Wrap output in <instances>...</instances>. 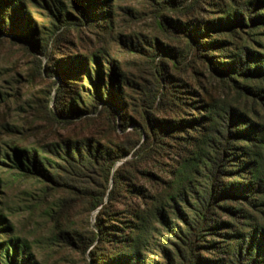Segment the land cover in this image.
Here are the masks:
<instances>
[{"label": "rangeland", "instance_id": "1", "mask_svg": "<svg viewBox=\"0 0 264 264\" xmlns=\"http://www.w3.org/2000/svg\"><path fill=\"white\" fill-rule=\"evenodd\" d=\"M56 1L64 8V15L74 18L69 23L50 17L49 9ZM73 1L4 0L0 7V216L5 220L3 227H8L0 236L3 240L11 235L24 240L37 264H108L118 251L130 250H137L140 264H160L157 234L144 244L137 242L140 212L150 208L152 200L162 193L161 179H168L174 162L186 157L185 141L193 133L182 130L175 140L166 137L158 149L144 146L138 136L140 127L147 119L164 126L189 120L196 114L193 108L212 98L232 102L247 112L248 106L234 94L230 83L221 82L215 69L196 57L185 38L157 27L146 0H77L85 16L73 11ZM222 1L229 5L232 0ZM16 3L20 8L13 16L11 7ZM166 16L185 20L174 13ZM254 34L241 35L239 42L230 41L233 47L246 41L256 50L258 43L252 42L264 46V27ZM167 46L177 50L176 59L161 53ZM154 48H159L160 55L153 59ZM210 55L222 61L223 55L215 51ZM35 58L42 68L58 67L60 75L38 73ZM156 70L169 80L170 89L143 113L142 96L155 94L159 86ZM57 90L62 91L65 111L77 109L87 114L80 119L56 117L52 101ZM109 98L116 113L114 123L100 112L90 113L94 101H99L100 109ZM123 124L127 128L121 132L118 126ZM67 142H88L107 150L114 161L110 176L126 164L122 168L127 177L123 190L130 194L103 217L108 234L114 237L103 243L94 239L98 210L90 212L88 201L48 179L22 176L6 159L12 158L11 149L17 147L36 150L40 158L53 164L59 162L55 154ZM115 152L126 156L116 159ZM134 189H141L142 195H135ZM165 208L167 220L175 222L171 209ZM241 209L249 217L235 225L239 233L254 220L264 224V217L248 206ZM157 230L161 231L158 226ZM217 242L222 240H213ZM201 257L206 264H228L229 260L212 252Z\"/></svg>", "mask_w": 264, "mask_h": 264}, {"label": "trees", "instance_id": "2", "mask_svg": "<svg viewBox=\"0 0 264 264\" xmlns=\"http://www.w3.org/2000/svg\"><path fill=\"white\" fill-rule=\"evenodd\" d=\"M146 1L157 27L185 38L196 57L206 61L211 70L215 69L220 81L230 83L234 94L246 101L248 112L232 102L212 98L193 108L197 111L189 120H176L164 126L147 119L140 127L138 136L145 147H158L166 137L175 140L182 130L193 134L185 141L186 157L174 162V171L168 179L165 176L161 179L162 193L152 200L150 208L140 212L137 242L140 240L144 244L157 234L160 264H206L208 261H203L201 255L209 252L226 256L228 264H264V224L254 220L245 225L246 229L241 233L235 228L241 219L249 217L241 209L243 205L264 217V46L252 42L258 43L253 50L246 41L235 47L230 41L239 42L241 35H255L264 27V0H232L229 5L222 0H190L189 4H186L187 0ZM3 3L4 0H0V7ZM72 7L77 14L85 16L77 0L73 1ZM19 8V4H12L11 14L17 15ZM63 12L58 1L49 9L55 22L63 18L69 23L74 19ZM167 13L185 16V20H169ZM58 43L56 41L55 45ZM32 47L40 53L34 45ZM154 49L153 59L160 55L159 48ZM211 51L223 55L222 61L212 59ZM161 53L171 54L174 59L178 56L177 50L168 46ZM35 60L38 73L42 71L46 77L60 75L58 67L42 68L41 61ZM157 72L159 86L155 94L148 93L140 100L143 113H148L157 97H163L169 88V80L162 71ZM61 98L62 91L57 90L52 101L56 117L80 119L87 114L77 109L65 111ZM98 100L103 101V98ZM98 100L93 102L90 113L100 112L114 123L116 113L110 108L112 99L106 100L100 109ZM51 119L58 121L55 117ZM118 128L124 132L127 125ZM87 143H65L59 154H55L59 162L53 164L40 158L36 150L29 152L17 147L11 149L12 158L6 156V159L10 168L22 176L48 179L88 201L90 212L98 210L94 239L103 243L105 239L114 238L108 234L103 217L111 206L118 205V201L126 199L124 195L130 194L123 190L127 177L122 168L126 164L120 165L110 176L114 161L108 151ZM115 154L116 159L126 156ZM134 192L139 197L143 193L141 189H134ZM165 207L171 209L175 222L167 220ZM4 224L5 220L0 216V235L8 230ZM1 237L0 264H37L24 240L13 235L5 240ZM216 238L222 242L213 243ZM90 245L93 244L88 247ZM117 253L115 258H109L108 264H140L137 250Z\"/></svg>", "mask_w": 264, "mask_h": 264}]
</instances>
